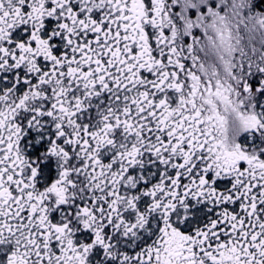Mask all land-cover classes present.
I'll use <instances>...</instances> for the list:
<instances>
[{
	"label": "snow or ice",
	"instance_id": "obj_1",
	"mask_svg": "<svg viewBox=\"0 0 264 264\" xmlns=\"http://www.w3.org/2000/svg\"><path fill=\"white\" fill-rule=\"evenodd\" d=\"M218 7L0 0V264H264V63L173 16Z\"/></svg>",
	"mask_w": 264,
	"mask_h": 264
},
{
	"label": "flooded vegetation",
	"instance_id": "obj_2",
	"mask_svg": "<svg viewBox=\"0 0 264 264\" xmlns=\"http://www.w3.org/2000/svg\"><path fill=\"white\" fill-rule=\"evenodd\" d=\"M194 2H196V0H194ZM169 3L171 4V0H169ZM215 3L219 6L217 8V11L222 8L223 11H221L220 14L225 17L226 21L235 26L234 31L236 33H239L240 31L238 30H241V28H238V25L242 26L241 22L242 20H244V15L251 16L254 7H261L264 10V0H244L243 3H239L238 0H215ZM248 5H250V7H248ZM173 16L174 21L178 22V27L181 28V36L178 43L184 49L188 64H192L191 56L195 55L197 57V67L199 66V64H204L205 69L207 70L209 75H211L215 71L218 72L221 76H226L227 73L225 72L224 65L221 62L214 61L208 54L209 45L207 36L204 35V32L199 29L195 30L196 32H199V35L196 36V39L200 41V44L195 47L194 52L189 53L188 47L192 45V38L184 36L182 31L183 21L179 20V16L176 14L175 10L173 11ZM212 21L213 18L211 16L206 17L205 19L206 24H211ZM245 24H250V21L245 22ZM208 34L210 36H213L214 38V33L211 29L208 30ZM185 40L188 41L187 44H184ZM238 56V53H236V57H234L233 59V63L236 65V67L233 69L234 72L242 71L257 64L264 63L263 56L261 59H249V57L246 55L244 56V58H238Z\"/></svg>",
	"mask_w": 264,
	"mask_h": 264
},
{
	"label": "rangeland",
	"instance_id": "obj_3",
	"mask_svg": "<svg viewBox=\"0 0 264 264\" xmlns=\"http://www.w3.org/2000/svg\"><path fill=\"white\" fill-rule=\"evenodd\" d=\"M238 2L240 3L241 0H238ZM243 19L245 22L250 21V24H245L244 20H242V26L238 25V28H241V30H238L240 32L237 33L239 50L234 53V57L238 53V58H244L246 55L249 59H261L262 56L264 57V26L259 24V20L264 19V10L261 7H254L252 15H244ZM209 49L208 54L212 59L220 62L219 57L212 54Z\"/></svg>",
	"mask_w": 264,
	"mask_h": 264
},
{
	"label": "clouds",
	"instance_id": "obj_4",
	"mask_svg": "<svg viewBox=\"0 0 264 264\" xmlns=\"http://www.w3.org/2000/svg\"><path fill=\"white\" fill-rule=\"evenodd\" d=\"M226 25L227 31H230L232 36H231V45H232V49L230 51H225L224 47H219V45L216 48H213L210 46L209 51L214 54L215 56L219 57L220 62L224 65L223 61L227 60V61H232L234 59V53L239 50V43H238V34L234 31V25H232L230 22L228 21H224L223 24H220L218 22V27H221L222 30H224V26ZM214 33V32H213ZM227 34V32H226ZM214 38H215V33H214ZM226 47V46H225ZM221 57H223V60L221 59ZM226 72V69H225ZM223 76H221L222 78Z\"/></svg>",
	"mask_w": 264,
	"mask_h": 264
}]
</instances>
